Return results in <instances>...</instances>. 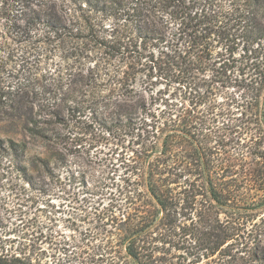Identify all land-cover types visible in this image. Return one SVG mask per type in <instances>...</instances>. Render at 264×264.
I'll return each instance as SVG.
<instances>
[{"label": "trees", "instance_id": "1", "mask_svg": "<svg viewBox=\"0 0 264 264\" xmlns=\"http://www.w3.org/2000/svg\"><path fill=\"white\" fill-rule=\"evenodd\" d=\"M0 19V43L57 51L41 90L36 72L0 83V124L18 130L0 135L1 177L60 179L80 126L134 140L116 204L77 248L105 264H173L183 237L188 264H264V0H0ZM155 55L186 105L154 110L136 87ZM213 77L236 90L227 135L212 129ZM66 179L87 185L82 169ZM16 251L0 245V264H31Z\"/></svg>", "mask_w": 264, "mask_h": 264}, {"label": "rangeland", "instance_id": "2", "mask_svg": "<svg viewBox=\"0 0 264 264\" xmlns=\"http://www.w3.org/2000/svg\"><path fill=\"white\" fill-rule=\"evenodd\" d=\"M4 24L0 19V36L6 31ZM4 53L9 54V58H3ZM37 53L42 54L41 57H37ZM56 54L51 46L37 47L10 40L6 44L0 43V83L16 84L18 80L33 78L36 72L37 82H30L41 90L39 84L48 82L46 69L52 67L49 58L57 60ZM37 58L40 63L32 68L31 64ZM157 58L155 55L153 62L144 58L136 67V87L144 92L154 110L186 105L192 95L177 83L176 77L167 74L160 63H156ZM212 79L214 82L203 87L208 93L206 101L213 105L208 110L218 117L212 129L227 135L228 132L221 128L230 125L233 119L234 112L229 103L236 90L229 81ZM205 107L207 104L200 110L206 114ZM17 131L0 124L2 136ZM79 131L85 132L76 139L80 143L79 149L67 144V159L59 169L60 179L35 175L29 186L23 177L14 173L0 176V245L17 250L30 259L31 264H105L101 250L86 251L76 245H82V231H101L103 222L98 215L116 204L118 187L122 183L119 180L126 169L123 160L131 154L129 149L134 140L129 142L130 138H125L116 146L114 139L100 134L94 126H80ZM80 169L86 171V187L66 179L69 170ZM220 218L223 219V215ZM89 239L84 243L94 245ZM176 240L181 249L172 250L171 254L175 256L172 263L188 264L183 259L182 248L190 239L180 237Z\"/></svg>", "mask_w": 264, "mask_h": 264}]
</instances>
